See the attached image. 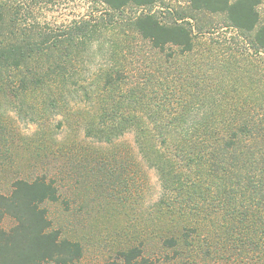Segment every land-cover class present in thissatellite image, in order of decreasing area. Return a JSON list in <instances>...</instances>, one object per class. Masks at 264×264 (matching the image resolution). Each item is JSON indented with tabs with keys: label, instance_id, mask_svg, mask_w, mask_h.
I'll use <instances>...</instances> for the list:
<instances>
[{
	"label": "trees",
	"instance_id": "trees-1",
	"mask_svg": "<svg viewBox=\"0 0 264 264\" xmlns=\"http://www.w3.org/2000/svg\"><path fill=\"white\" fill-rule=\"evenodd\" d=\"M187 1L192 11L225 14L232 36L220 42L214 32L195 31L183 21L189 17L163 24L141 13L125 23L127 9L156 0H93L57 30L39 12L60 10L67 0H0V103L29 105L38 117L58 115V127L74 125L107 146L132 133L143 164L158 177L165 203L157 210L156 241L175 257L150 259L146 242L128 239L117 245L121 263L105 264H264L261 0ZM125 29L160 55L168 50L172 65L189 60L186 71L165 75L160 93L146 86L156 83L151 76L143 78L144 87H129ZM96 56L99 69H82ZM64 149L89 172L103 174L101 186L115 180L129 185L132 195L130 150H91L81 143ZM144 177L135 190L141 195ZM54 184L46 175L16 178L9 195L0 193V224L6 216L14 221L8 231L0 228V264L81 259V244L52 229L42 207L58 200Z\"/></svg>",
	"mask_w": 264,
	"mask_h": 264
},
{
	"label": "rangeland",
	"instance_id": "rangeland-1",
	"mask_svg": "<svg viewBox=\"0 0 264 264\" xmlns=\"http://www.w3.org/2000/svg\"><path fill=\"white\" fill-rule=\"evenodd\" d=\"M67 1L60 10L43 9L39 12L46 14L47 27L57 30L63 19H72L83 13L93 0ZM257 10L261 22H264V0H261ZM141 13H150L163 24L179 22L182 17H189L183 21H187L195 31L201 29L214 32V37L219 38L220 42L233 33L232 29L226 28L228 21L225 14L192 11L187 0H156L152 6L131 7L123 15L125 23ZM207 37L208 34L205 38ZM123 39L128 48L126 56L133 76L128 81L129 87L138 83L139 87H144L143 78L151 76L156 79V83L146 86L149 90L154 89L160 93L165 75L169 73L177 78L180 72L186 71L189 60H180L178 64L172 65L174 62L168 57V50L160 55L150 49L147 41L126 29ZM199 40L202 42L205 39L199 37ZM102 63L101 58L96 56L92 64H85L82 69L94 72ZM28 106L0 103V193L9 195L16 178L30 180L35 176L46 175L54 179L59 198L57 201L44 202L42 207L46 210L52 229L58 230L62 238L81 244L83 255L74 264L121 263L116 259L117 245L128 239L130 242H146L144 255L150 259L162 257L161 261L165 262L168 258H163L164 253L170 258L175 257L176 253L173 251L161 252L158 248L155 236L158 230L157 210L165 203V199L161 197L163 191L156 173L143 164L138 154L133 134L127 133L113 145L107 146L85 137L83 130L74 125L58 127L61 119L58 115L44 113L38 117L37 113L38 116H35ZM73 143H81L91 150H112L113 147L130 150L129 160L133 163V167L129 169L133 175L130 185L132 195L127 196L129 185L115 180L101 186L103 174L94 175L89 172L86 163L77 164L68 155L67 149H64ZM124 168L119 169V173L124 172ZM143 176L146 185H143L145 193L141 195L135 190L139 186L142 189ZM13 226L14 221L8 216L0 224V228L6 231ZM144 230L146 231L142 233Z\"/></svg>",
	"mask_w": 264,
	"mask_h": 264
}]
</instances>
